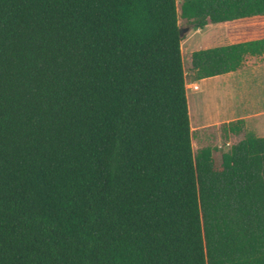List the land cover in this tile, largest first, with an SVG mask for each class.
Returning <instances> with one entry per match:
<instances>
[{
    "label": "trees",
    "instance_id": "obj_1",
    "mask_svg": "<svg viewBox=\"0 0 264 264\" xmlns=\"http://www.w3.org/2000/svg\"><path fill=\"white\" fill-rule=\"evenodd\" d=\"M264 0H0V264H264V138L195 152L180 18ZM264 59L199 50L196 80Z\"/></svg>",
    "mask_w": 264,
    "mask_h": 264
},
{
    "label": "rangeland",
    "instance_id": "obj_2",
    "mask_svg": "<svg viewBox=\"0 0 264 264\" xmlns=\"http://www.w3.org/2000/svg\"><path fill=\"white\" fill-rule=\"evenodd\" d=\"M183 0H178L179 7ZM180 26L189 28L183 43V59L186 71L189 104L191 103L193 147L199 152L206 147H216L222 152H228L233 144L244 137L233 135L224 130V125L231 119L224 118L228 113H238L242 100L261 97L264 99V60L261 58L249 59L247 66L261 64V67L251 79L243 82L240 92L238 87L227 80L237 79L235 74L217 76L204 81L196 80L192 68V55L194 52L208 48L227 45L243 40L260 39L264 37V16L246 20L229 22L226 24H210L202 30H195L186 20L180 18ZM257 61V62H256ZM248 70H244L246 73ZM225 77V78H224ZM236 82V81H235ZM191 84H198L199 89L194 90ZM239 93L241 94L239 96ZM239 105V106H238ZM261 105H264V101ZM190 114V115H191ZM223 114V118H218ZM264 120V118H263Z\"/></svg>",
    "mask_w": 264,
    "mask_h": 264
},
{
    "label": "crops",
    "instance_id": "obj_3",
    "mask_svg": "<svg viewBox=\"0 0 264 264\" xmlns=\"http://www.w3.org/2000/svg\"><path fill=\"white\" fill-rule=\"evenodd\" d=\"M233 43H230V44H233ZM230 44H227V45H230ZM222 46H224V45H222ZM251 58L263 59L262 57H249L248 60ZM248 60L246 61L245 65L243 66L242 69H240L236 72L229 73V74L221 75V76H226V75L233 76L232 74H235L237 79L227 80L229 82L228 85L233 83L234 85H236L238 87L240 92L243 89V82H245V80H247V79H251L253 77V75L256 74L257 71L259 70V68L261 67V64L247 66L246 64L249 62ZM245 69L248 70L246 73H244ZM204 80H206V79H204ZM204 80H200V81H204ZM187 90H188V84H187ZM240 95L241 94L239 93V96ZM188 100H189V94H188ZM263 101H264V99H262L261 97L252 98V99L247 100V101L242 100L240 103V106L238 105L240 108L238 113H234V114L228 113L224 118L231 119L230 122L242 119L245 121L246 129L249 132H253L258 137L264 138V120H263V118H264V105H261L263 103ZM216 117L223 118V114H220V116H216ZM191 125L193 126L192 120H191Z\"/></svg>",
    "mask_w": 264,
    "mask_h": 264
},
{
    "label": "water",
    "instance_id": "obj_4",
    "mask_svg": "<svg viewBox=\"0 0 264 264\" xmlns=\"http://www.w3.org/2000/svg\"><path fill=\"white\" fill-rule=\"evenodd\" d=\"M190 31L189 28L180 27V34L182 38H185L187 33Z\"/></svg>",
    "mask_w": 264,
    "mask_h": 264
},
{
    "label": "bare ground",
    "instance_id": "obj_5",
    "mask_svg": "<svg viewBox=\"0 0 264 264\" xmlns=\"http://www.w3.org/2000/svg\"><path fill=\"white\" fill-rule=\"evenodd\" d=\"M199 88V85L198 84H194L193 86V89L194 90H197ZM189 109H190V112H192V109H191V103L189 104ZM191 114V113H190ZM191 117H192V114H191Z\"/></svg>",
    "mask_w": 264,
    "mask_h": 264
},
{
    "label": "built area",
    "instance_id": "obj_6",
    "mask_svg": "<svg viewBox=\"0 0 264 264\" xmlns=\"http://www.w3.org/2000/svg\"><path fill=\"white\" fill-rule=\"evenodd\" d=\"M191 85H194V84H191Z\"/></svg>",
    "mask_w": 264,
    "mask_h": 264
}]
</instances>
